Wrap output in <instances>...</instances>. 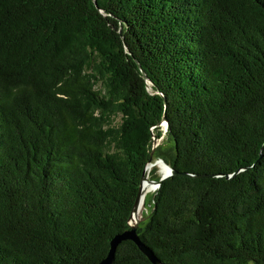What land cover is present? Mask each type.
<instances>
[{"label": "trees", "instance_id": "trees-1", "mask_svg": "<svg viewBox=\"0 0 264 264\" xmlns=\"http://www.w3.org/2000/svg\"><path fill=\"white\" fill-rule=\"evenodd\" d=\"M154 136L176 174L141 240L264 264V0H0V264L105 259ZM113 264L152 263L125 241Z\"/></svg>", "mask_w": 264, "mask_h": 264}, {"label": "water", "instance_id": "water-1", "mask_svg": "<svg viewBox=\"0 0 264 264\" xmlns=\"http://www.w3.org/2000/svg\"><path fill=\"white\" fill-rule=\"evenodd\" d=\"M94 3L96 5L97 0H94ZM143 77L146 80V82L148 83V90H150V91L153 90L151 88L152 82L150 81V79L148 78L146 73H143ZM168 126H169V124H168L167 117L164 116L163 121L158 125V127H162V130L164 131V134H165V133H167ZM162 139L163 138L158 139L157 136L153 137L154 145H153V149L151 152V160H150V162L147 163L146 168H145L144 173H143L141 186H140L139 193H138V198L135 202L132 215L129 219L130 229L125 231L124 233L116 235L112 239L111 245H110V250H109L107 257L105 259H103L98 264H113L115 261L116 252H117L118 247L125 241L134 242L138 246L140 251L149 259V261L152 264H162L161 260L156 256L154 251L141 240L140 235L138 233L139 226L143 221H145V218L142 217L139 221L135 220V216L139 214L140 206L143 204V201L146 198V191H147L146 189L148 188V186L149 185L154 186L155 191H157L166 179H168L171 176H173L174 174H176V171L170 165H168L166 163V161H164L163 159H157L156 161L153 162L155 150L159 145V144L157 145V142L159 140H162ZM160 162H162L168 168V172L161 173V178L159 181L151 180L149 178V173L147 172L148 167L149 166H155ZM146 183H148L147 188L145 185ZM149 207H151V204H149Z\"/></svg>", "mask_w": 264, "mask_h": 264}, {"label": "bare ground", "instance_id": "bare-ground-1", "mask_svg": "<svg viewBox=\"0 0 264 264\" xmlns=\"http://www.w3.org/2000/svg\"><path fill=\"white\" fill-rule=\"evenodd\" d=\"M154 167H158V168H159V171H160L161 173H166V172H168V168H167L164 164H162V162L158 163V164L155 165V166H149L147 172L150 173ZM145 185H146V188H147L148 183H146ZM146 190H147V191H146V196H147L148 193L155 191V187L152 186V185H149L148 188H147ZM154 193H155V192H154ZM150 194H151V193H150ZM145 200H146V198L144 199L143 204L140 206L139 214L135 216V220H136V221H139V220L142 218V216H143V211H144V209H145V207H146V206H145V203H146ZM145 210H146V209H145Z\"/></svg>", "mask_w": 264, "mask_h": 264}, {"label": "rangeland", "instance_id": "rangeland-1", "mask_svg": "<svg viewBox=\"0 0 264 264\" xmlns=\"http://www.w3.org/2000/svg\"><path fill=\"white\" fill-rule=\"evenodd\" d=\"M166 134V133H165ZM163 140V139H162ZM162 140H159L158 142H157V145L158 144H161L162 143ZM163 164V163H162ZM154 170H157V172H156V174L158 175V176H161V172L159 171V168L158 167H154L153 168ZM152 169V170H153ZM149 177L151 178V172L149 173ZM154 192L155 191H153V192H150V193H148L147 194V197H146V200H145V208H146V210L144 209V211H143V218L147 215V208H148V210L150 209V207H149V204H150V201H151V196L154 194Z\"/></svg>", "mask_w": 264, "mask_h": 264}, {"label": "clouds", "instance_id": "clouds-1", "mask_svg": "<svg viewBox=\"0 0 264 264\" xmlns=\"http://www.w3.org/2000/svg\"><path fill=\"white\" fill-rule=\"evenodd\" d=\"M150 178V177H149Z\"/></svg>", "mask_w": 264, "mask_h": 264}]
</instances>
